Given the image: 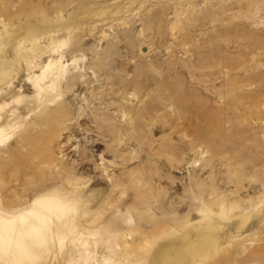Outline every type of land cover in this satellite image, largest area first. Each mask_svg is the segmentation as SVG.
Instances as JSON below:
<instances>
[{"label": "rangeland", "instance_id": "rangeland-1", "mask_svg": "<svg viewBox=\"0 0 264 264\" xmlns=\"http://www.w3.org/2000/svg\"><path fill=\"white\" fill-rule=\"evenodd\" d=\"M0 67V207L76 200L21 264H264V0H0Z\"/></svg>", "mask_w": 264, "mask_h": 264}, {"label": "bare ground", "instance_id": "bare-ground-1", "mask_svg": "<svg viewBox=\"0 0 264 264\" xmlns=\"http://www.w3.org/2000/svg\"><path fill=\"white\" fill-rule=\"evenodd\" d=\"M37 31L31 25L28 28H24L22 34H31ZM12 60L17 62L15 58H12ZM9 69L3 71L0 67V81L2 76H8L13 72V68ZM27 195L32 200H23L25 203L24 207H20L14 211L12 209L17 205L13 204V202L7 204L6 207H0V257H2L0 264L4 262L8 264L27 263L28 254L44 256L45 251L41 246L43 243L41 238L46 240L43 233L44 228H50L54 234H59L58 230L60 229H63L67 233L71 230L64 213L67 210V205L76 204L75 198H71L63 192L61 193L55 187L33 188ZM14 214L18 215V221L15 220L16 216ZM244 220L242 219L241 221ZM109 221V227L118 229V218L111 217ZM200 227L208 231L203 237L199 236V239L187 243L184 252L189 257L190 263L188 264H196L201 258H205L218 247L217 240L211 237L212 231L218 228L212 219L207 220ZM62 238V236L58 237L57 242L61 243ZM172 256L168 251L163 250L162 246H157L147 256L148 258L144 256V260H140L136 264H186L183 263L182 256L179 255L180 262L178 263L174 261L175 255L174 257ZM121 264L125 263L122 262Z\"/></svg>", "mask_w": 264, "mask_h": 264}]
</instances>
